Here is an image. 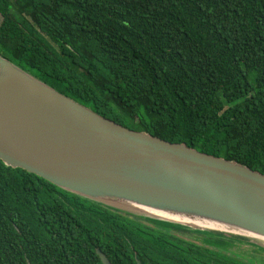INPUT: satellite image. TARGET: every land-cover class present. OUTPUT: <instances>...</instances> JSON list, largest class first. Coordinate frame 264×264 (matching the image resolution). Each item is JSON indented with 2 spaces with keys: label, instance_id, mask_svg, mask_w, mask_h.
<instances>
[{
  "label": "trees",
  "instance_id": "1",
  "mask_svg": "<svg viewBox=\"0 0 264 264\" xmlns=\"http://www.w3.org/2000/svg\"><path fill=\"white\" fill-rule=\"evenodd\" d=\"M0 56L129 130L264 175V0H0ZM232 243L0 162V264H255Z\"/></svg>",
  "mask_w": 264,
  "mask_h": 264
},
{
  "label": "water",
  "instance_id": "2",
  "mask_svg": "<svg viewBox=\"0 0 264 264\" xmlns=\"http://www.w3.org/2000/svg\"><path fill=\"white\" fill-rule=\"evenodd\" d=\"M0 162L129 217L264 250V175L129 130L1 56Z\"/></svg>",
  "mask_w": 264,
  "mask_h": 264
},
{
  "label": "rangeland",
  "instance_id": "3",
  "mask_svg": "<svg viewBox=\"0 0 264 264\" xmlns=\"http://www.w3.org/2000/svg\"><path fill=\"white\" fill-rule=\"evenodd\" d=\"M186 234V233H185ZM191 239L200 238L198 235L187 234ZM230 252L245 260L255 261V264H264V250L250 246L247 243H232L229 248Z\"/></svg>",
  "mask_w": 264,
  "mask_h": 264
},
{
  "label": "flooded vegetation",
  "instance_id": "4",
  "mask_svg": "<svg viewBox=\"0 0 264 264\" xmlns=\"http://www.w3.org/2000/svg\"><path fill=\"white\" fill-rule=\"evenodd\" d=\"M173 235L179 236L181 239L187 240V241H191V242H195L198 243L200 240L199 238H194L191 239L189 236H187V234L185 233H177V232H172Z\"/></svg>",
  "mask_w": 264,
  "mask_h": 264
}]
</instances>
